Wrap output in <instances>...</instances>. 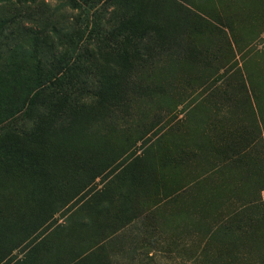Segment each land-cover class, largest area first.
<instances>
[{"label": "rangeland", "instance_id": "1", "mask_svg": "<svg viewBox=\"0 0 264 264\" xmlns=\"http://www.w3.org/2000/svg\"><path fill=\"white\" fill-rule=\"evenodd\" d=\"M0 264H264V0H0Z\"/></svg>", "mask_w": 264, "mask_h": 264}, {"label": "trees", "instance_id": "2", "mask_svg": "<svg viewBox=\"0 0 264 264\" xmlns=\"http://www.w3.org/2000/svg\"><path fill=\"white\" fill-rule=\"evenodd\" d=\"M220 229H221V228H220ZM215 230H217V231H218L219 229H215ZM215 230H214V231H215ZM254 232H255V230H254Z\"/></svg>", "mask_w": 264, "mask_h": 264}]
</instances>
